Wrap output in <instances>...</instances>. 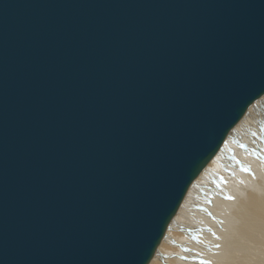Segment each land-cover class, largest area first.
<instances>
[{"label":"water","instance_id":"water-1","mask_svg":"<svg viewBox=\"0 0 264 264\" xmlns=\"http://www.w3.org/2000/svg\"><path fill=\"white\" fill-rule=\"evenodd\" d=\"M264 97V0H0V264H149Z\"/></svg>","mask_w":264,"mask_h":264},{"label":"bare ground","instance_id":"bare-ground-1","mask_svg":"<svg viewBox=\"0 0 264 264\" xmlns=\"http://www.w3.org/2000/svg\"><path fill=\"white\" fill-rule=\"evenodd\" d=\"M149 264H264V97L191 185Z\"/></svg>","mask_w":264,"mask_h":264},{"label":"rangeland","instance_id":"rangeland-1","mask_svg":"<svg viewBox=\"0 0 264 264\" xmlns=\"http://www.w3.org/2000/svg\"><path fill=\"white\" fill-rule=\"evenodd\" d=\"M241 150H243L244 151V149L241 147L240 148ZM246 152V151H245ZM236 157V158H235ZM235 160L237 161V156L235 155V156H230V157H227V165H229V170H231V171H233V173H237L238 172V170H240V168H238V165L239 164H235L234 166H232L234 163H235ZM233 163V164H232ZM232 164V165H231ZM233 167V169H232V167ZM237 170V171H236ZM245 172V174H246V171H244ZM187 231H190L191 230V228H189L188 229V227H186L185 228ZM219 232H221L220 230H219ZM198 235V234H197ZM217 235H220V233H217ZM198 240V239H197Z\"/></svg>","mask_w":264,"mask_h":264}]
</instances>
